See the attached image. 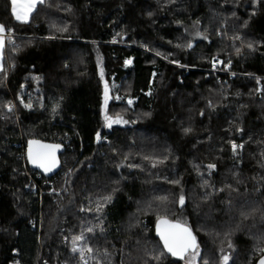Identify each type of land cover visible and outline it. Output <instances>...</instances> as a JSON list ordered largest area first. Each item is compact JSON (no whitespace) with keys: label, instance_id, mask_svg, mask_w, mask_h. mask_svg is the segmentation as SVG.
<instances>
[{"label":"trees","instance_id":"trees-1","mask_svg":"<svg viewBox=\"0 0 264 264\" xmlns=\"http://www.w3.org/2000/svg\"><path fill=\"white\" fill-rule=\"evenodd\" d=\"M0 23V264H183L159 218L192 230L195 264H255L264 0H43L26 21L0 0ZM32 138L64 145L55 175L34 177Z\"/></svg>","mask_w":264,"mask_h":264},{"label":"water","instance_id":"water-1","mask_svg":"<svg viewBox=\"0 0 264 264\" xmlns=\"http://www.w3.org/2000/svg\"><path fill=\"white\" fill-rule=\"evenodd\" d=\"M53 146H58L54 148V166L52 163ZM30 151L32 154V158H30V155H29ZM63 152H64V145L58 142H48V141H42L39 139L32 138V139H28L25 145V158H26L28 167L35 171L40 172L45 177L53 176L59 171L60 165H61L60 154ZM37 155H40L42 159L35 160V157H37ZM42 164L44 166H41ZM46 168H50V170H46ZM164 220L168 221L169 224H180L183 227H187L190 230L192 236H194V234L188 226L182 223H179L177 221H174V220L159 218L154 224V232L156 236L158 237L164 251L168 255L174 258L182 260L188 253L193 252L196 249V247L195 249L190 248L186 253L183 254L182 257L179 255L173 256L170 252H168L164 246V242L161 239V235H160V232L166 227L165 225L161 224V221H164ZM195 244L197 246L196 238H195ZM262 259H264V254L256 260L255 264H260V261Z\"/></svg>","mask_w":264,"mask_h":264},{"label":"snow or ice","instance_id":"snow-or-ice-1","mask_svg":"<svg viewBox=\"0 0 264 264\" xmlns=\"http://www.w3.org/2000/svg\"><path fill=\"white\" fill-rule=\"evenodd\" d=\"M43 2V0H40ZM12 3V14L18 21H26L28 14L32 11L35 6L36 0H11ZM4 26L0 25V32H3ZM0 47H3V39L0 38ZM32 143V142H30ZM58 146H53V156L52 163L54 166V148ZM235 147V145L233 146ZM30 158H32L31 151L29 153ZM42 157L37 155L35 160H40ZM41 166H44L43 164ZM211 167V166H210ZM50 170V168H46ZM183 202V198H181ZM161 224L166 227L160 232L161 239L164 242V246L168 252L173 256H183L190 248L195 249V237L192 236L190 230L187 227H183L180 224H169L168 221H161ZM76 239H80L77 237ZM75 250V249H74ZM227 261V257L224 258ZM260 264H264V259L260 261Z\"/></svg>","mask_w":264,"mask_h":264},{"label":"rangeland","instance_id":"rangeland-1","mask_svg":"<svg viewBox=\"0 0 264 264\" xmlns=\"http://www.w3.org/2000/svg\"><path fill=\"white\" fill-rule=\"evenodd\" d=\"M38 2H40V0H36L35 6H36V4ZM10 7H11V12H12L11 0H10ZM34 7H33V9H34ZM30 13L28 14V17H27L26 20L29 19ZM0 25H2V24L0 23ZM6 34H7L6 30H4L3 32H0V38L3 39V45H4V38H5ZM2 51H3V47H0V68H1ZM109 99H110L109 89L104 84V90H103L102 97H101L100 109H101V115H102V118L104 120L105 126H110L112 124H121V123H123L122 119H120L118 117H110V116L107 115L106 106H107V103H108ZM196 258H197V253L190 252L184 257L183 264H195L196 263ZM81 264H86V260L84 258L82 259Z\"/></svg>","mask_w":264,"mask_h":264},{"label":"built area","instance_id":"built-area-1","mask_svg":"<svg viewBox=\"0 0 264 264\" xmlns=\"http://www.w3.org/2000/svg\"><path fill=\"white\" fill-rule=\"evenodd\" d=\"M6 33L7 34L5 35V38H4V44H7V43L14 44L16 35L8 31H6ZM210 70L214 73V75H216L218 81L220 80L218 74H223L228 79H232L235 75L239 74L237 71H234L233 69H231V63H224L221 65V63L217 62L213 64ZM101 138L102 140H105V136H102ZM37 173L39 174H36L34 176L35 178H38L41 175L40 172L37 171ZM50 186L53 187L52 182H50ZM43 262L45 263L44 260Z\"/></svg>","mask_w":264,"mask_h":264}]
</instances>
